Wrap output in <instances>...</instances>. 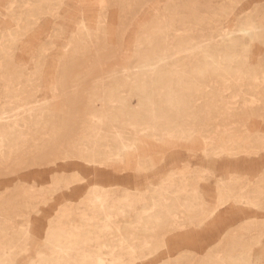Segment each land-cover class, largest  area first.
Segmentation results:
<instances>
[{
  "label": "rangeland",
  "instance_id": "1",
  "mask_svg": "<svg viewBox=\"0 0 264 264\" xmlns=\"http://www.w3.org/2000/svg\"><path fill=\"white\" fill-rule=\"evenodd\" d=\"M0 264H264V0H0Z\"/></svg>",
  "mask_w": 264,
  "mask_h": 264
},
{
  "label": "bare ground",
  "instance_id": "2",
  "mask_svg": "<svg viewBox=\"0 0 264 264\" xmlns=\"http://www.w3.org/2000/svg\"><path fill=\"white\" fill-rule=\"evenodd\" d=\"M2 122V121H1ZM112 151H110V153H111ZM118 154V153H117ZM121 160V159H120ZM90 161V160H89ZM95 161V160H94ZM118 205V204H117ZM120 241H122V240H120Z\"/></svg>",
  "mask_w": 264,
  "mask_h": 264
}]
</instances>
